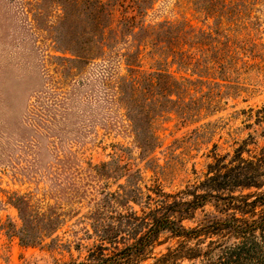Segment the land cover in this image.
<instances>
[{
  "label": "rangeland",
  "instance_id": "obj_1",
  "mask_svg": "<svg viewBox=\"0 0 264 264\" xmlns=\"http://www.w3.org/2000/svg\"><path fill=\"white\" fill-rule=\"evenodd\" d=\"M263 106L264 0H0V264H215L249 237L161 230L137 251L134 214H232L185 202L213 156L258 155Z\"/></svg>",
  "mask_w": 264,
  "mask_h": 264
},
{
  "label": "trees",
  "instance_id": "obj_2",
  "mask_svg": "<svg viewBox=\"0 0 264 264\" xmlns=\"http://www.w3.org/2000/svg\"><path fill=\"white\" fill-rule=\"evenodd\" d=\"M261 109L263 110L262 114L259 113L257 118L262 121L264 119V106ZM234 157L236 158L226 163L225 158L213 156V163L208 165L209 171L205 181V192L192 194L193 200L185 202L187 211H190V209L201 206L207 197H215L225 202L223 207L216 206L217 211L220 214H224L228 209H231L233 210L232 214H227L224 218H219L217 215H209L202 225L188 229L168 215L169 207L165 208L164 212H157L158 208L150 209V211L144 213V217L134 214V218L139 221L137 224L142 227V233L139 234L134 243L135 250H143L145 245L154 236L158 235L161 230H169L174 236L184 239H200L201 236L212 237L218 231H226L234 237L248 236L249 240L244 246L226 252L215 264H264V239L254 240L250 238L253 235L257 236V233L261 235L264 230V189L255 194L244 195H233L230 189L234 185L240 187L254 186L258 189L264 186V181L256 182L259 178H264V147L261 148L257 156H253L250 159H244L240 152ZM233 168L245 171L246 174L238 172L240 175L237 178L235 176L224 178L226 172ZM221 178L223 183L217 181ZM223 185H226V189L229 191L227 196L212 193L213 191L217 192L218 188L223 189ZM172 203L178 204L177 202ZM240 216L251 217L252 219H242ZM20 240L22 243L33 241L32 239L25 240L23 237H20ZM175 250L178 252L177 256L179 258L191 260L198 257V254L192 252V250H183L181 247Z\"/></svg>",
  "mask_w": 264,
  "mask_h": 264
}]
</instances>
